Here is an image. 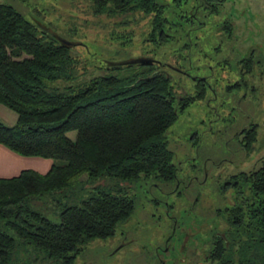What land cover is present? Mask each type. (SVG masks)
I'll list each match as a JSON object with an SVG mask.
<instances>
[{
    "label": "trees",
    "instance_id": "obj_1",
    "mask_svg": "<svg viewBox=\"0 0 264 264\" xmlns=\"http://www.w3.org/2000/svg\"><path fill=\"white\" fill-rule=\"evenodd\" d=\"M89 1L94 14L151 16L150 35L159 40L167 39L165 25L174 24L162 1ZM200 5L216 15L223 0H198L193 7ZM198 24L196 29L206 23ZM218 29L232 38L236 25L225 17ZM70 43L40 33L15 7L0 2V104L16 113L14 125L0 121V144L21 156L53 160L44 173L23 169L0 177V264H74L90 242L113 236L135 210V198L122 183L173 182L180 165L166 131L207 90L198 79L194 96H177L152 58L111 61L103 74L79 82ZM252 55L238 61L240 75L258 63ZM69 131L76 132L74 139ZM255 139L253 128L247 147ZM235 179L233 202L214 212L224 223L223 236H212L202 259L264 264V158ZM58 198L65 201L53 221L47 203Z\"/></svg>",
    "mask_w": 264,
    "mask_h": 264
},
{
    "label": "rangeland",
    "instance_id": "obj_2",
    "mask_svg": "<svg viewBox=\"0 0 264 264\" xmlns=\"http://www.w3.org/2000/svg\"><path fill=\"white\" fill-rule=\"evenodd\" d=\"M158 1L166 3L165 17L168 22H174L165 25V41L159 40L157 35H150L152 17L140 12L127 16L94 14L89 0H0L15 7L36 25L40 33L57 35L71 42V54L77 59L79 82L103 74L111 61L126 62L135 58H152L154 69L170 77L177 96L181 98L194 96L198 90L193 85L195 80L180 69L194 78L195 75L209 76L208 80L217 92H212L213 87H206L203 98L190 102L166 131L174 162H179L182 168L178 174L181 175L189 162L197 163L205 155H211L212 149L220 148L221 142L231 136L230 132L217 137L213 135L222 117L227 123L240 115L246 120L249 119L247 115L250 118L253 116L256 122V139L240 169L249 172L259 167L264 158V0H223L216 15L209 14L202 5L194 9L193 5L196 6L198 0ZM192 12L193 21L185 20ZM225 17L234 20L236 25L232 38L227 37L225 32L219 33L218 28ZM199 20H204L206 24L198 28ZM251 54L253 60L260 61L256 62L251 73L236 74V69L241 66L238 64L240 58ZM247 67L250 68L249 65ZM236 78L242 79L239 87L234 85ZM244 94L245 98H240ZM212 107L216 108L220 117ZM0 121L14 125L16 113L0 104ZM67 134L74 139L76 132L69 131ZM186 151L199 157L186 159ZM57 162L63 163L61 160ZM228 164L224 161L219 167L224 170ZM219 167L215 170L216 174ZM227 171H231L229 167ZM151 182L152 179L140 184L122 183L128 187V194L135 198L132 218L118 226L113 236L90 242L77 255L74 264H148L151 261L147 252L154 251V245L164 231L157 225L147 226L144 223H157L153 222L155 217L163 215V204L154 203V198L161 197L169 202L173 199L171 195H161L157 191L146 193L145 189ZM98 183L104 184V181ZM209 192L212 194L209 195ZM215 196L214 190L206 192V197L212 202ZM64 201L65 198H58L57 202L47 203L50 211L46 216L58 221L59 208ZM174 209L171 207L170 211L178 223L182 226L189 224L192 231L202 223L210 229L215 222L212 217L198 218L193 211L185 209V205ZM162 226L167 228L166 224ZM221 226L224 224L221 223ZM179 236L177 230L173 241H178L176 238ZM209 237L210 232L206 229L191 237L198 255L189 264H216L202 259L208 249Z\"/></svg>",
    "mask_w": 264,
    "mask_h": 264
},
{
    "label": "flooded vegetation",
    "instance_id": "obj_3",
    "mask_svg": "<svg viewBox=\"0 0 264 264\" xmlns=\"http://www.w3.org/2000/svg\"><path fill=\"white\" fill-rule=\"evenodd\" d=\"M217 2V0H212ZM204 3H208L209 0H203ZM240 65V64H239ZM179 70V69H177ZM186 76L192 80H200L205 84L206 87H213V93H216L215 86L208 81L207 76H199L198 78L191 77L190 74L181 70ZM240 68L236 69V74H238ZM240 75V74H239ZM196 77V76H195ZM235 84L241 85V80L238 78L235 79ZM216 81H218L216 79ZM215 85L217 83L215 82ZM216 95V94H215ZM245 94L240 98H245ZM239 98V99H240ZM215 111L216 108L212 107ZM217 117H220L219 112L215 111ZM246 120L245 117L239 116L238 119L233 117L231 121L227 123L224 121L225 117H222V121L217 125L213 135L215 137L222 135L223 133L230 132V137L227 136L220 144V148L212 149L211 155H205L200 158L197 163H188L186 169L180 174L176 173L174 175V180L172 183L167 181H153L151 185L147 186L145 189L146 193H151L153 191L159 192L161 195H171L172 201H166L163 198H154L153 202L159 204L160 202L164 206L163 215H158L157 223H144L147 226H158L163 228L162 238L154 245L153 252H147L148 257L151 258V261H148V264H189L193 257L198 255L197 248L194 246L193 241H190L191 237L196 232L209 230L210 237L209 241L212 240V236H223L221 223H223L218 216L214 213L215 210L225 207V205L233 202V184L236 182L235 176L240 172H246L243 169H240V166L245 162V159L248 157L250 152V147H247V137L248 133L254 128L255 119L252 116ZM229 138V139H227ZM186 151V159L195 160L199 157L198 154L190 155ZM241 157V158H240ZM224 161H227V169H220V165ZM219 173L216 174V168H218ZM222 167V166H221ZM228 167L231 171H227ZM178 170L182 171L181 166L178 167ZM248 172V171H247ZM224 174V175H223ZM226 175V176H225ZM173 184V185H172ZM172 185L173 187L171 188ZM171 188V189H169ZM209 190H214L216 193L213 202L206 197V192ZM227 192L229 193L227 195ZM212 194L211 192L208 193ZM160 203V204H161ZM185 209L193 211L194 215L198 218L204 219L205 217H212L215 222L212 226L206 228V223L199 224L194 231L192 227L187 224L182 226L178 223L174 214L170 211L171 207L177 209L179 206H184ZM159 207V206H158ZM174 209V210H175ZM166 222H159V221ZM163 224L167 225L162 226ZM224 224V223H223ZM180 232V236L177 237L178 241H173L176 237V231ZM129 241L127 238L125 239Z\"/></svg>",
    "mask_w": 264,
    "mask_h": 264
},
{
    "label": "crops",
    "instance_id": "obj_4",
    "mask_svg": "<svg viewBox=\"0 0 264 264\" xmlns=\"http://www.w3.org/2000/svg\"><path fill=\"white\" fill-rule=\"evenodd\" d=\"M52 164V159L21 156L0 144V177L16 176L23 169H34L44 173Z\"/></svg>",
    "mask_w": 264,
    "mask_h": 264
},
{
    "label": "water",
    "instance_id": "obj_5",
    "mask_svg": "<svg viewBox=\"0 0 264 264\" xmlns=\"http://www.w3.org/2000/svg\"><path fill=\"white\" fill-rule=\"evenodd\" d=\"M143 60H147V59H143ZM136 59L130 60V62H136Z\"/></svg>",
    "mask_w": 264,
    "mask_h": 264
}]
</instances>
